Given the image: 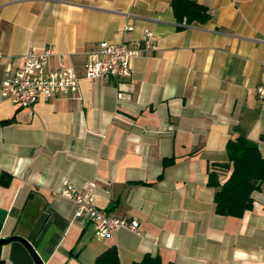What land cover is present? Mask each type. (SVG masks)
Returning <instances> with one entry per match:
<instances>
[{
	"label": "crops",
	"instance_id": "0c3cea01",
	"mask_svg": "<svg viewBox=\"0 0 264 264\" xmlns=\"http://www.w3.org/2000/svg\"><path fill=\"white\" fill-rule=\"evenodd\" d=\"M172 0H0V80L31 50L52 48L82 73L103 42L150 31L157 49L132 60L127 80L82 79L76 96L22 109L0 98V239L26 240L43 264H95L114 247L119 264H264V181L241 218L215 213L207 185L238 137L264 158V0H190L204 23L174 16ZM186 21V26L182 22ZM132 27V31H125ZM167 162V164H166ZM220 183L230 171L215 167ZM96 185L95 204L136 220L139 233L104 239L74 219L63 180ZM0 264H36L19 242Z\"/></svg>",
	"mask_w": 264,
	"mask_h": 264
},
{
	"label": "built area",
	"instance_id": "2783aa9c",
	"mask_svg": "<svg viewBox=\"0 0 264 264\" xmlns=\"http://www.w3.org/2000/svg\"><path fill=\"white\" fill-rule=\"evenodd\" d=\"M186 25L184 20L182 26ZM132 29L126 27L125 31L129 32ZM148 49H157L155 38L148 30L143 32L140 40L132 43H100L81 74L75 67L67 65L61 55L58 56L57 67L48 68L49 60L55 55L52 48L40 52L31 50L22 56L21 64L17 68L13 70L8 66L4 70L0 80V98L18 108L27 109L40 100L76 96L82 79L127 80L131 76L132 60L140 57ZM3 58L0 52V64ZM255 93L258 100L264 101V64L261 67L260 82ZM57 194L74 203V219L92 225L94 237L98 240L119 230L140 234L138 221L115 218L106 210L96 206L94 183H89L80 190L65 179Z\"/></svg>",
	"mask_w": 264,
	"mask_h": 264
},
{
	"label": "trees",
	"instance_id": "16d2710c",
	"mask_svg": "<svg viewBox=\"0 0 264 264\" xmlns=\"http://www.w3.org/2000/svg\"><path fill=\"white\" fill-rule=\"evenodd\" d=\"M171 7L178 21L183 18L188 24L204 23L209 15L207 9L194 1L172 0ZM228 162L214 165L230 171L225 182L220 183L215 171L208 172L207 185L215 190L214 209L220 216L241 218L253 206L252 194L260 189L264 181V158L258 147L243 137H238L227 144ZM167 164V162H166ZM8 180L0 179V185L7 186ZM95 264H119L117 251L114 247L99 255ZM135 264H162L159 257L144 256Z\"/></svg>",
	"mask_w": 264,
	"mask_h": 264
},
{
	"label": "water",
	"instance_id": "95a60500",
	"mask_svg": "<svg viewBox=\"0 0 264 264\" xmlns=\"http://www.w3.org/2000/svg\"><path fill=\"white\" fill-rule=\"evenodd\" d=\"M11 242H19V243H21L24 247H26V249L32 255V257H33V259H34L36 264H43L42 260L37 255V253L33 249L32 245H30V243H28L23 238H20L18 236H12V237H9V238H6V239H0V246L7 245V244H9Z\"/></svg>",
	"mask_w": 264,
	"mask_h": 264
}]
</instances>
